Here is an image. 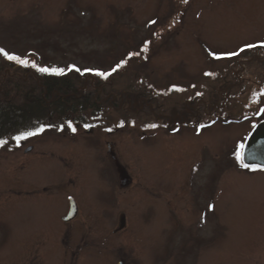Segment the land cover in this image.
<instances>
[{
	"label": "rangeland",
	"instance_id": "374dc122",
	"mask_svg": "<svg viewBox=\"0 0 264 264\" xmlns=\"http://www.w3.org/2000/svg\"><path fill=\"white\" fill-rule=\"evenodd\" d=\"M0 48L37 69H79L88 96L84 111L2 140V200L37 189L50 214L76 200L94 244L79 260L264 264V164L243 157L264 116L195 124L264 109V0H0ZM175 112L191 117L173 132L159 114ZM108 142L131 184L115 176ZM40 199L28 198L32 210ZM14 229L0 220L1 259Z\"/></svg>",
	"mask_w": 264,
	"mask_h": 264
},
{
	"label": "flooded vegetation",
	"instance_id": "af4514ba",
	"mask_svg": "<svg viewBox=\"0 0 264 264\" xmlns=\"http://www.w3.org/2000/svg\"><path fill=\"white\" fill-rule=\"evenodd\" d=\"M141 108H144L143 104ZM192 111L193 110L191 109L189 110L190 113ZM263 111L264 109L261 108L259 114L252 113L249 114V116L242 117L241 119H228L223 118L222 116L221 118L219 116L218 120H222L225 122H231L232 120L239 122H247L252 121L253 118L259 119L258 116H264ZM190 113L188 114V116L180 112H175L173 114L161 113L159 114V116H168L166 118V123L170 126L171 131L176 132L181 130V128L187 124V121L191 117ZM261 121L260 123H258V121L257 124H255L254 127L251 129V133L247 138L245 146L247 145L249 139L252 137L255 131L259 128V125L261 123L264 124V120L262 122ZM190 123L188 125H190ZM192 123H194V121H192ZM196 126L201 125L196 124ZM29 150H31V147L27 148V151ZM112 166L114 169L115 176L118 175L119 177L118 166L116 164V161L114 162V165L112 164ZM131 183L132 180L130 178V181L127 183V185ZM43 189L46 190V187ZM9 190L11 192H9L10 196H7V198L5 197L3 200L1 199L2 195L0 194V202H2L3 204L2 208L0 205V220L11 219L12 221H17L18 229H14L10 233L9 239L7 241L6 254H4L7 257L3 259L0 258V264H44L45 260L47 259V256H49L50 251L52 252L53 250H56L57 252V256L55 255V258H58L57 260L60 261L58 264H65L67 262L70 264H100L94 262V259V261L86 258L83 260H79V255L83 253V250L88 252L87 249H93V247L87 246H91L94 244L86 243L85 239L82 238L85 223L80 225L81 210L76 200L71 198V200L73 199L76 202L77 212L76 214H74L73 217L68 219L67 217L70 213L71 207L70 202L68 205L67 213L62 214V212H57L50 214L44 209V204L47 203L46 195L42 194L41 192H37V189H34L35 191L31 189V191H25L20 193L12 192L11 190H15L14 187H10ZM29 197H40L41 199L39 202H41L42 204H39L38 202L36 208L32 210L31 205L29 204L32 202L28 200ZM17 202L20 203L19 207ZM21 207L24 208V211L20 210ZM147 210H149L150 213H154V209L152 206H150ZM58 223H60V227H58L59 231L56 230L57 232H55V227H57L55 226V224ZM81 223H83V221H81ZM50 226L52 227V229H49ZM156 260L159 259L157 257H154V259H152V263L147 264H155ZM128 262V259L120 258L116 261L115 264H128ZM102 264L114 263H112V260H109L108 262L104 260Z\"/></svg>",
	"mask_w": 264,
	"mask_h": 264
},
{
	"label": "trees",
	"instance_id": "16d2710c",
	"mask_svg": "<svg viewBox=\"0 0 264 264\" xmlns=\"http://www.w3.org/2000/svg\"><path fill=\"white\" fill-rule=\"evenodd\" d=\"M75 69H69L63 75L41 72L30 64L17 63L0 54V141L17 128L26 127L25 132H34L41 130L50 116L57 118L67 112L87 109L88 96L77 94L79 86L76 83L78 79L84 81L85 75ZM70 73H76V77ZM218 119L215 115L195 124L203 125ZM82 122L89 123L87 120Z\"/></svg>",
	"mask_w": 264,
	"mask_h": 264
},
{
	"label": "water",
	"instance_id": "95a60500",
	"mask_svg": "<svg viewBox=\"0 0 264 264\" xmlns=\"http://www.w3.org/2000/svg\"><path fill=\"white\" fill-rule=\"evenodd\" d=\"M108 147L111 157L114 159V161H116V164L118 166L120 183L121 185H126L130 181V177L128 176L126 170L122 167V165L118 161L112 144L109 143ZM244 158L245 160L251 163L264 164V127L263 126L259 127L252 135V137L249 139L244 149ZM76 212H77L76 202L72 199L70 213L67 218L69 219L73 217L74 214H76ZM124 223H125V219L124 216L122 215L120 217V228L124 226Z\"/></svg>",
	"mask_w": 264,
	"mask_h": 264
},
{
	"label": "snow or ice",
	"instance_id": "6c2138e0",
	"mask_svg": "<svg viewBox=\"0 0 264 264\" xmlns=\"http://www.w3.org/2000/svg\"><path fill=\"white\" fill-rule=\"evenodd\" d=\"M184 2H187V0H184ZM249 47H251V45ZM0 54L4 55L8 60H14L17 63H21V64H24V65H28L30 63L28 60L21 59L19 56L9 54L3 48H0ZM234 54L235 53H233V55ZM32 66L33 67H36V65H35L34 62L32 63ZM38 70L41 71V72H51L53 74H58V75H63L64 74V69H57V68H53V69H49V68H39ZM75 70L76 71H79V69H75ZM96 74L97 75L104 76L105 78L108 75L107 73H102V72H97ZM152 127H155V125H152ZM35 134L36 133H34V132H25V133H22L21 135L16 136L15 139L19 141V140H22V139H26L29 136H32V135H35ZM2 143H4V142L3 141H0V144H2ZM241 148H243V145H241ZM240 155H241L240 153H237L238 158L240 157ZM244 166L247 167V165H244Z\"/></svg>",
	"mask_w": 264,
	"mask_h": 264
}]
</instances>
